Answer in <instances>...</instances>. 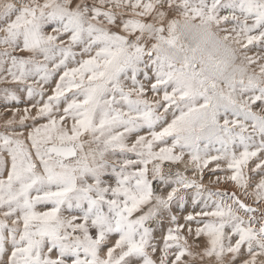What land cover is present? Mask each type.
Wrapping results in <instances>:
<instances>
[{
    "label": "snow or ice",
    "instance_id": "obj_1",
    "mask_svg": "<svg viewBox=\"0 0 264 264\" xmlns=\"http://www.w3.org/2000/svg\"><path fill=\"white\" fill-rule=\"evenodd\" d=\"M0 102V264H264V0H0Z\"/></svg>",
    "mask_w": 264,
    "mask_h": 264
},
{
    "label": "rangeland",
    "instance_id": "obj_2",
    "mask_svg": "<svg viewBox=\"0 0 264 264\" xmlns=\"http://www.w3.org/2000/svg\"><path fill=\"white\" fill-rule=\"evenodd\" d=\"M19 106H20V107H23L24 105L21 104V105H19ZM2 109H3V103L0 102V110H2ZM210 175H211V174L206 173V178H205V183H206V184L208 183V179L210 178ZM209 187H212V185H209Z\"/></svg>",
    "mask_w": 264,
    "mask_h": 264
}]
</instances>
